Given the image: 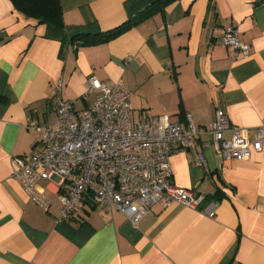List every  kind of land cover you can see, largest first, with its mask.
<instances>
[{
  "label": "crops",
  "instance_id": "crops-1",
  "mask_svg": "<svg viewBox=\"0 0 264 264\" xmlns=\"http://www.w3.org/2000/svg\"><path fill=\"white\" fill-rule=\"evenodd\" d=\"M155 1L60 0L55 27L0 0V264H264V146L225 160L207 130L190 149L172 151V181L203 195L200 207L217 202L213 217L173 201L151 205L133 225L114 207L83 201L75 218L59 220L57 176L37 182L47 210L13 176V156L39 146L27 125H53L59 99L90 107L91 76L130 91L134 122L189 114L207 129L221 109L250 140L264 128V0H175L89 42ZM229 24L248 55L221 43Z\"/></svg>",
  "mask_w": 264,
  "mask_h": 264
},
{
  "label": "built area",
  "instance_id": "built-area-1",
  "mask_svg": "<svg viewBox=\"0 0 264 264\" xmlns=\"http://www.w3.org/2000/svg\"><path fill=\"white\" fill-rule=\"evenodd\" d=\"M220 40L235 57L250 52V44L239 40L233 24L223 30ZM89 92L94 93L90 107L75 110L69 101L59 99L53 125L30 122L28 129L39 133V146L12 158L13 176L44 210L49 201L37 182L59 178V220L75 218L87 197L97 207L120 210L133 225L151 205L166 207L173 201L213 217L217 202L200 207L203 195L172 181V151L190 149L195 137L207 130L212 146L225 160H244L264 146V128H258L250 140L245 129L232 124L221 109L207 129L197 127L189 114L183 121L164 114L134 122L130 91L119 81L100 82L91 76L84 96ZM194 162L205 164L202 151L195 152Z\"/></svg>",
  "mask_w": 264,
  "mask_h": 264
},
{
  "label": "trees",
  "instance_id": "trees-1",
  "mask_svg": "<svg viewBox=\"0 0 264 264\" xmlns=\"http://www.w3.org/2000/svg\"><path fill=\"white\" fill-rule=\"evenodd\" d=\"M173 1L175 0H156L143 10L139 11L133 18L108 32L93 36L89 42L95 43L105 41L128 29L136 20H141L153 11L163 10L166 5ZM11 2L17 11L37 19L39 23L62 27L60 0H11ZM87 198L84 199V202L92 203Z\"/></svg>",
  "mask_w": 264,
  "mask_h": 264
}]
</instances>
